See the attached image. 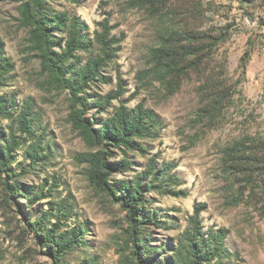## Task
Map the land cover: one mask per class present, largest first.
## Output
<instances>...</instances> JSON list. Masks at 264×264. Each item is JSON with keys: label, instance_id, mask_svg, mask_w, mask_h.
I'll return each instance as SVG.
<instances>
[{"label": "rangeland", "instance_id": "rangeland-1", "mask_svg": "<svg viewBox=\"0 0 264 264\" xmlns=\"http://www.w3.org/2000/svg\"><path fill=\"white\" fill-rule=\"evenodd\" d=\"M20 2L0 0V37L14 65L0 96L14 98L17 112L33 105L44 158L31 167L20 149L14 178L0 170V264H58L33 231L55 203L72 211L62 232L81 241L59 264H140V255L152 264H178L176 252L196 208L204 233L229 232L224 255L211 264H264V0L50 2L53 10L81 18L91 39L108 21L117 42L116 58L88 90L90 101L110 94L117 99L106 113L91 110L89 119L99 122L123 104H142L159 120L158 137L140 140L137 150L111 149L112 162L132 164L111 183L133 181L152 160L158 169L178 165L167 174H176L173 184L146 194L136 232L138 221L89 180L88 165L77 162L89 148L69 121V93L44 84L40 61L28 48L29 29L20 23ZM201 33L223 42L208 55L197 46L189 55L187 38ZM99 52L94 44L78 56L83 64ZM217 97L223 104L210 119ZM11 123L0 121L4 134Z\"/></svg>", "mask_w": 264, "mask_h": 264}, {"label": "trees", "instance_id": "trees-1", "mask_svg": "<svg viewBox=\"0 0 264 264\" xmlns=\"http://www.w3.org/2000/svg\"><path fill=\"white\" fill-rule=\"evenodd\" d=\"M59 1L21 0L18 11L21 25L29 29V51L35 53L40 61L45 86L67 91L70 95L69 121L89 148L88 152L76 156L77 162L88 165L89 180L101 190L117 197L131 218L138 221V211L146 202V194L158 186L173 184L176 174L171 179L167 178V174L175 171L178 165L167 163L158 169L152 160L145 173L137 175L133 181L111 183L113 174L126 173L132 166L128 160L112 162L111 149L123 153L137 150L140 140L158 137L156 132L159 120L142 104L135 109H129L123 104L115 108L112 115L99 122L89 119L88 113L91 110L98 109V112L106 113L111 108L112 101L117 99L110 94L105 98L90 101L92 96L88 94L90 85L101 78L102 72L116 58L119 51L115 47L117 42L115 37L111 36L112 28L108 21L99 23L102 31H95L94 38L91 39L88 34L89 27L81 18L57 12L49 7L50 2ZM187 42L188 50L197 46V52H205L208 55L223 42V38L201 33L191 35ZM94 44L98 46L99 54H90L82 64L78 54L88 53ZM192 53L190 50L188 54ZM248 58L247 54L242 59L243 74L246 73ZM13 68V63L5 57L4 43L0 37V89L6 86ZM222 104L223 98L217 97L210 119L221 110ZM17 109L14 98L0 96V121L12 122L8 125V133L4 134L0 129V170L11 179L15 176L12 165L18 150H24V159L30 162L31 167L37 166L44 158L43 142L35 137L32 126L33 105L27 103L20 111L17 112ZM14 112L17 113L13 115ZM14 190L20 192L21 188L16 186ZM28 201L30 205L34 204L31 198H28ZM51 206L34 224L33 231L47 247L48 255L59 264L81 241L70 231L62 232L63 220L70 218L72 211L61 204L55 203ZM201 212L200 208H196L190 219L189 227L181 241L182 246L176 252L178 264H211L225 253L228 230L211 229L204 233L200 222ZM53 218L56 220L54 228L48 230L47 223ZM141 227L138 221L134 232L139 231ZM131 237L136 242L137 237L134 234ZM140 264L152 263L143 261L140 255Z\"/></svg>", "mask_w": 264, "mask_h": 264}]
</instances>
